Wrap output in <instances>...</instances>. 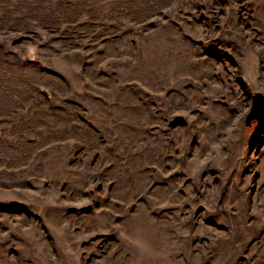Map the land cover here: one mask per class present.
<instances>
[{"label":"rangeland","instance_id":"374dc122","mask_svg":"<svg viewBox=\"0 0 264 264\" xmlns=\"http://www.w3.org/2000/svg\"><path fill=\"white\" fill-rule=\"evenodd\" d=\"M264 0H0V264H264Z\"/></svg>","mask_w":264,"mask_h":264},{"label":"water","instance_id":"95a60500","mask_svg":"<svg viewBox=\"0 0 264 264\" xmlns=\"http://www.w3.org/2000/svg\"><path fill=\"white\" fill-rule=\"evenodd\" d=\"M256 122L261 129H264V95L255 93L252 96V103L246 116V125L250 126Z\"/></svg>","mask_w":264,"mask_h":264}]
</instances>
